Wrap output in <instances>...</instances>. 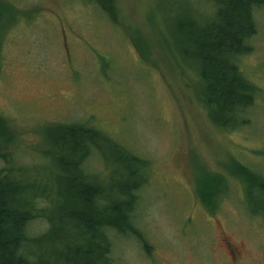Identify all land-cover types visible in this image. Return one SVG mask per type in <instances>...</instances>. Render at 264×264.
<instances>
[{
    "label": "rangeland",
    "instance_id": "374dc122",
    "mask_svg": "<svg viewBox=\"0 0 264 264\" xmlns=\"http://www.w3.org/2000/svg\"><path fill=\"white\" fill-rule=\"evenodd\" d=\"M9 1L38 9L0 39V116L12 136L2 151L13 167L41 173L44 124L90 121L150 162L134 212L147 243L116 235L111 264H264V215L246 209L252 194L262 198L249 184L264 175V6L240 60L257 87L251 122L231 130L196 97L198 76L175 36V22L200 19L208 0L200 10L192 0H117V21L86 0ZM103 165L94 157L91 169ZM208 197L219 199L213 213L200 201ZM47 226L37 219L29 230Z\"/></svg>",
    "mask_w": 264,
    "mask_h": 264
},
{
    "label": "trees",
    "instance_id": "16d2710c",
    "mask_svg": "<svg viewBox=\"0 0 264 264\" xmlns=\"http://www.w3.org/2000/svg\"><path fill=\"white\" fill-rule=\"evenodd\" d=\"M86 1L117 21V0ZM208 2L209 10L197 12L200 19L182 16L175 22V36L181 56L198 76L196 97L216 125L232 130L251 122L246 110L257 87L245 76L240 60L253 50L250 41L258 32L254 13L264 0ZM190 3L200 10L201 1ZM193 7L187 9L195 12ZM37 11L0 0V39ZM142 41L136 44L144 54ZM41 133L42 163L35 164L41 173L34 175L31 166L13 167L11 153L2 151L12 136L0 116V158L5 164L0 169V264H111L116 235H134L146 245L134 212L148 180L149 160L90 121L49 122ZM94 157L104 163L101 172L91 169ZM241 168L245 177V166ZM49 174L53 184L47 181ZM251 175V192L264 196V175ZM209 197L199 199L213 213L219 199ZM37 219L47 221V229L30 233Z\"/></svg>",
    "mask_w": 264,
    "mask_h": 264
},
{
    "label": "flooded vegetation",
    "instance_id": "af4514ba",
    "mask_svg": "<svg viewBox=\"0 0 264 264\" xmlns=\"http://www.w3.org/2000/svg\"><path fill=\"white\" fill-rule=\"evenodd\" d=\"M246 209L252 216L259 217L264 215V196L259 199L252 194L249 202L246 204Z\"/></svg>",
    "mask_w": 264,
    "mask_h": 264
}]
</instances>
